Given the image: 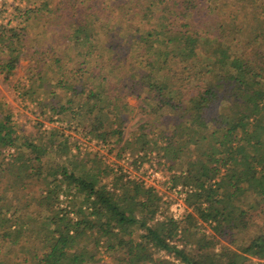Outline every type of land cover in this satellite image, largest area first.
Returning <instances> with one entry per match:
<instances>
[{
	"label": "trees",
	"instance_id": "trees-1",
	"mask_svg": "<svg viewBox=\"0 0 264 264\" xmlns=\"http://www.w3.org/2000/svg\"><path fill=\"white\" fill-rule=\"evenodd\" d=\"M62 2L49 16L51 0H26L17 26L0 23V76L9 81L29 59L26 93L43 97L45 110L75 132L111 140L119 160L129 155L134 167L155 155L156 171L179 172L194 191L186 197L189 212L180 221L165 216L157 229L148 222L162 209L170 213L171 204L155 189L143 196L139 184L118 183L111 190L71 165L31 199V182L45 183L43 158L25 154L32 145L20 144L4 112L0 264H103V247L110 264H246V256L264 264V228L240 254L216 252L217 237L249 229L264 208V0ZM55 20L65 23L63 52L43 37L55 36ZM58 93L62 107L50 104ZM137 111L152 120L125 139ZM100 234L109 237L103 245Z\"/></svg>",
	"mask_w": 264,
	"mask_h": 264
},
{
	"label": "rangeland",
	"instance_id": "rangeland-1",
	"mask_svg": "<svg viewBox=\"0 0 264 264\" xmlns=\"http://www.w3.org/2000/svg\"><path fill=\"white\" fill-rule=\"evenodd\" d=\"M62 3V0H51L52 9L49 16H52L56 10L60 9ZM0 6L2 8L0 9V14H2L1 16L3 18H6L7 14L12 18L14 17V26L19 24L16 10H25L27 8L26 0H13L8 6H3L2 4ZM6 10L7 12L5 13L4 11ZM51 24H55L53 29L56 28V31L54 34L52 33V35L55 36H50L51 34L48 33V35H44L43 37L45 40H48L47 42L49 45L59 44L58 51L63 52V46L69 44L67 40L62 39H65V37L61 35L65 23L60 22V20L57 23L55 20ZM29 45L30 42H27L26 46L30 47ZM73 47L74 45L72 48ZM54 53L58 54L53 50L51 54ZM28 55L31 54L28 53ZM29 68L30 60H23L19 69L9 81H4L0 76V111H3L0 112V120L4 119L2 116L4 112L10 114L13 117L16 135L21 139L20 144L26 143L27 146L32 145L29 152L26 149L23 150L25 154L33 158L38 156L43 158L41 167H43L42 175L45 179V183L41 182V180L31 182L28 190V195L31 199L37 200L41 197L44 193V188H46L44 187L45 184L49 183V181H46L47 178L52 179L54 174L56 172L58 173L62 166L71 165L76 169L86 170L90 175L98 176L100 185L102 187L107 186L111 190H113L114 186L118 183L119 187H127L130 189L136 184H139L143 196H145L146 191L155 189L163 200L165 202H170L171 205L170 213L162 209L154 216L153 222H148V226L152 228H160L161 222L164 220L163 218L167 215L173 217L176 211L178 212V216H180L178 220L173 217L176 221H180L187 211L189 212L186 201L187 196L185 199H182L180 193L176 192L177 188L184 187L185 185V182L181 179L183 176H181L179 172L169 171L168 169L167 171L160 170L161 172H165L168 184H158L150 177L152 171H156L158 168L161 169L159 167V160L155 155L151 157L150 164H146L143 168H137L132 165L133 161L129 155L125 159L119 160L116 151L118 147L115 148V146L111 145V140L107 143L100 142L94 139L93 136L87 135L84 132H75L74 124L62 122L60 118L53 114L51 109L45 110L43 108L45 104L43 97L29 96L26 93L31 85L28 76ZM63 99L61 93H58L54 100L50 101V104H58L62 107ZM128 104L135 109L139 106L138 101L135 99H129ZM151 120V117L140 114L138 111L133 113L132 116L128 118L124 138L127 139L129 136L137 135L138 128ZM49 134H53L51 140L46 139ZM14 153L15 151L5 153L4 158L6 163L12 160ZM2 159L3 157L0 158V161ZM24 177L26 180L30 181L32 172L28 170L25 172ZM61 187L63 191H65V185L62 184ZM188 188L190 187L188 186ZM119 190H116L115 193L119 194ZM120 197V205L124 211L127 212L129 205L124 200L123 195ZM62 201L64 208L68 206L69 203L66 202L65 197ZM76 203L78 205L81 202L77 200ZM83 210L85 211L86 209ZM251 222V226L247 230H236L233 233H226L224 237H217L218 243L216 252L218 253L223 247H227L235 253L240 254L241 248L246 247L252 239L263 231L264 208L253 215ZM203 231L215 237L210 226L204 225ZM99 238L102 240V245L109 239L105 234H100ZM181 239L182 236H178V240L180 241ZM179 244L186 247L185 244L181 242ZM101 252L104 258L103 264H110L109 257L106 254V248L103 247ZM246 259V264L260 263L257 259H252L248 256H246Z\"/></svg>",
	"mask_w": 264,
	"mask_h": 264
},
{
	"label": "built area",
	"instance_id": "built-area-1",
	"mask_svg": "<svg viewBox=\"0 0 264 264\" xmlns=\"http://www.w3.org/2000/svg\"><path fill=\"white\" fill-rule=\"evenodd\" d=\"M150 177H151V179L154 182H156L158 184H161V185L168 184V179H167L166 175H164L162 172L152 171L150 173ZM176 192L180 193L182 199H185V197L188 194H191L193 192V188H191V187L190 188H188V187H179V188H177ZM173 217L176 220H178L180 218V216H178V212L177 211L175 212V215Z\"/></svg>",
	"mask_w": 264,
	"mask_h": 264
},
{
	"label": "crops",
	"instance_id": "crops-1",
	"mask_svg": "<svg viewBox=\"0 0 264 264\" xmlns=\"http://www.w3.org/2000/svg\"><path fill=\"white\" fill-rule=\"evenodd\" d=\"M13 0H0V5L2 4L3 6H5V5H9V3H11ZM0 9H2L1 8V6H0ZM5 13L7 12V10L6 11H4ZM12 13V12H11ZM2 14H0V23H9V22H11V24H14L13 22V20H14V17L12 18V17H10V15H8L7 14V16H6V18H3L2 16H1Z\"/></svg>",
	"mask_w": 264,
	"mask_h": 264
}]
</instances>
